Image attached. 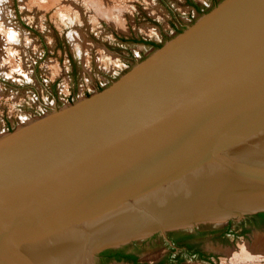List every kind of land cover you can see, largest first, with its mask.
Listing matches in <instances>:
<instances>
[{"label":"water","instance_id":"1","mask_svg":"<svg viewBox=\"0 0 264 264\" xmlns=\"http://www.w3.org/2000/svg\"><path fill=\"white\" fill-rule=\"evenodd\" d=\"M260 211L264 0H218L103 88L0 133V264H97Z\"/></svg>","mask_w":264,"mask_h":264},{"label":"rangeland","instance_id":"2","mask_svg":"<svg viewBox=\"0 0 264 264\" xmlns=\"http://www.w3.org/2000/svg\"><path fill=\"white\" fill-rule=\"evenodd\" d=\"M0 2L6 24L0 25V133L25 119L42 115L52 105L60 107L103 88L216 3L215 0ZM244 220H229L233 232L229 234H225V221L170 230L166 236H170L169 232L190 236L192 244L212 257V264H264V223L251 220L242 225ZM170 240L154 233L121 247L148 263L209 264L174 247ZM180 253L183 256L178 263ZM97 264L128 263L104 262L98 255Z\"/></svg>","mask_w":264,"mask_h":264},{"label":"trees","instance_id":"3","mask_svg":"<svg viewBox=\"0 0 264 264\" xmlns=\"http://www.w3.org/2000/svg\"><path fill=\"white\" fill-rule=\"evenodd\" d=\"M218 0H215V2H217ZM151 44V43H150ZM157 47L159 45H156ZM246 220L242 221L241 224L243 225L245 222H250L251 220L254 223H264V211H260L257 212L255 214L252 215H248L245 217ZM231 224V221L227 222V226L225 228V233H227L229 231V226ZM244 227V226H243ZM242 232L245 233L246 229H242ZM174 232H169L170 236H173L174 234H172ZM173 242H176L174 244V247L176 246H181V243L178 242V239L173 238ZM183 245V244H182ZM185 245V244H184ZM187 249V254L192 255L193 253H196L198 257H200L202 259V257L204 256V253L202 251H200L199 249L196 248V245H187L186 246ZM99 256L101 257V259L104 262H109L111 260H116V261H126V262H131L132 264H147V263H140L138 262L137 256L133 253H126L125 250L123 248H119V249H105L103 251L100 252ZM181 256L177 255V262L179 263V261H181ZM157 264H162V263H157Z\"/></svg>","mask_w":264,"mask_h":264},{"label":"flooded vegetation","instance_id":"4","mask_svg":"<svg viewBox=\"0 0 264 264\" xmlns=\"http://www.w3.org/2000/svg\"><path fill=\"white\" fill-rule=\"evenodd\" d=\"M245 218V217H244ZM228 222V221H227ZM232 232V230L231 229H229V231L227 232L228 234L229 233H231ZM227 233H225V234H227ZM233 233V232H232ZM169 239H171L170 241H171V243L174 245L176 242H173V238H176V239H178V242L179 243H181V244H185V245H182V246H176V247H180V249H181V251H185V252H188L187 251V249H186V246L187 245H194V244H192L191 242H190V240H191V237L190 236H188V235H184V234H182V233H178L177 235L176 234H174L173 236H167ZM121 248H123V247H121ZM185 249V250H182V249ZM196 248L197 249H199L200 250V248H198L197 246H196ZM117 249H119V248H117ZM200 251H202V250H200ZM126 253H133V252H128V251H125ZM203 252V251H202ZM204 253V252H203ZM133 254H135V253H133ZM136 255V254H135ZM197 256V254L196 253H193L191 256ZM178 256H183L181 253L180 254H178ZM137 259H138V257H137ZM182 259V258H181ZM202 259L204 260V261H208V263L209 264H212V257L210 256V255H208V254H205L204 253V256L202 257ZM182 261V260H181ZM181 261H179V263L181 262ZM124 262H126V261H124ZM138 262H140V263H147V264H157V263H148V262H144V261H140L139 259H138ZM126 263H128V264H132L131 262H126ZM161 263V262H160Z\"/></svg>","mask_w":264,"mask_h":264},{"label":"bare ground","instance_id":"5","mask_svg":"<svg viewBox=\"0 0 264 264\" xmlns=\"http://www.w3.org/2000/svg\"><path fill=\"white\" fill-rule=\"evenodd\" d=\"M1 1V0H0ZM1 4V2H0ZM1 8V6H0ZM0 25L3 27L5 24V12H3L1 9H0ZM1 38H2V35H0ZM137 228V227H136Z\"/></svg>","mask_w":264,"mask_h":264}]
</instances>
